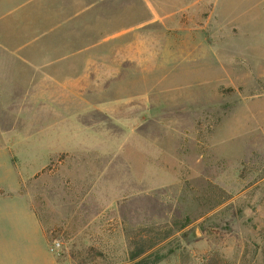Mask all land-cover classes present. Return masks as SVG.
Wrapping results in <instances>:
<instances>
[{
	"label": "rangeland",
	"instance_id": "1",
	"mask_svg": "<svg viewBox=\"0 0 264 264\" xmlns=\"http://www.w3.org/2000/svg\"><path fill=\"white\" fill-rule=\"evenodd\" d=\"M84 1L123 69L103 111L0 80V264H264V0Z\"/></svg>",
	"mask_w": 264,
	"mask_h": 264
},
{
	"label": "crops",
	"instance_id": "2",
	"mask_svg": "<svg viewBox=\"0 0 264 264\" xmlns=\"http://www.w3.org/2000/svg\"><path fill=\"white\" fill-rule=\"evenodd\" d=\"M4 2L7 10L0 12V54L8 55L19 66L15 75L12 71L10 74L8 65H3L0 80L7 86L20 84V90L7 88L4 94L86 97L97 103L94 110L103 111L99 106L106 107L108 81L118 79L116 71L123 69V63L116 57L109 60L108 53H117V49L107 48V42H112L117 32L108 34L104 18L90 15L95 5L84 0ZM19 186L16 183L12 191H7L15 192ZM26 207L31 223L43 236L35 214ZM27 242L24 254L35 257L39 251L32 247V239ZM51 264L55 262L52 260Z\"/></svg>",
	"mask_w": 264,
	"mask_h": 264
},
{
	"label": "trees",
	"instance_id": "3",
	"mask_svg": "<svg viewBox=\"0 0 264 264\" xmlns=\"http://www.w3.org/2000/svg\"><path fill=\"white\" fill-rule=\"evenodd\" d=\"M140 234H142V232H140ZM167 236L168 235H164L163 238ZM140 237L141 235H139V238ZM261 238H263L262 241L264 242V230H263V233L261 234L260 240ZM139 243L140 244L136 245V248L134 249V251L130 253V260L133 262L131 264H156L163 258L164 255H160L158 253L159 249H154L158 244L156 240L151 239L146 242L143 241L142 244H141V240H139ZM250 248L254 250V253L257 254L258 252H260L264 257V248L262 247L260 248L259 244H255L253 242L251 243ZM169 252L171 253L172 250H170Z\"/></svg>",
	"mask_w": 264,
	"mask_h": 264
}]
</instances>
